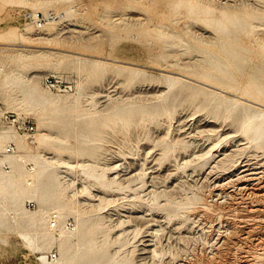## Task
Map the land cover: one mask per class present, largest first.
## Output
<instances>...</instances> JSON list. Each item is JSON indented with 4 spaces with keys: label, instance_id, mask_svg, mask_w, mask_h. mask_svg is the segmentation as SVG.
Instances as JSON below:
<instances>
[{
    "label": "bare ground",
    "instance_id": "1",
    "mask_svg": "<svg viewBox=\"0 0 264 264\" xmlns=\"http://www.w3.org/2000/svg\"><path fill=\"white\" fill-rule=\"evenodd\" d=\"M68 1L71 0H9L8 3L17 5L21 9L29 8V10H32L31 13L41 11H45L43 13H48L51 11L55 12L54 10L59 12L58 9L66 5ZM72 1H75L72 7H67L68 9L66 8L63 10L64 12L58 13L61 15L59 22L47 24L40 30L35 28L31 22L27 21H24L23 29L15 25H10L4 30H0V42H4L0 43V46L8 47V49L0 48V53L4 55V57L0 58V88L5 89L4 91L2 90V92L5 93V98L3 97L6 101L5 103L10 111H19L18 113L24 111L26 114L29 113L31 117L34 115V118L38 119L39 127L36 136L32 139L24 138V136L11 128L2 130L3 125L0 131V152L4 151L9 144H14L16 146V152L14 154L0 159V165L6 163L10 167L8 172L3 170L0 171V231H4L3 233L8 234V237L6 239L2 238V241L11 243L12 237L19 235L27 246L42 255L40 258H37L40 260V264H136V262L133 261V256L137 251L136 248H138L136 244L141 240L140 234L142 228L141 226L134 225V229L131 231L133 235L132 239L134 240L133 243H135L132 247L133 250L125 249L123 251L122 248H120L119 250L116 249L115 251H111L110 245L115 241L113 238L109 240L108 237H106L112 229L106 226V220L110 217L105 215L107 213L110 215V206H113L117 202L120 203L119 200L121 199H126L125 204L131 209L137 206L139 207L144 203L147 205L145 204L142 206H146V208L148 206L152 208V205L158 204L164 208L166 213L180 217L190 214L189 212L194 211L193 209L200 204L205 211L203 213L199 211L201 216L198 215L202 221L206 220L205 225L208 226L206 227L208 228V232L213 234L214 232L216 233V237L212 239L214 242L211 241L212 244L208 247H200V244L198 246L196 244L197 240H195L196 238L198 239V237L190 236L189 238L191 239L182 238L187 247L176 249L178 252H172L174 248L171 246L163 248L162 250H158L161 247H156L153 249V254L159 258V263L161 264V260L166 257L168 253H171L173 257L176 258L180 251L186 252V257H182L183 259L181 262L179 261V264H221L224 261L225 253L235 250L234 246L236 247L237 244H233L232 240L243 230L240 226L243 222V218H239L240 215L238 216V214H240L238 211L240 208H242V210L240 209L241 211H248L252 213V215L254 214L255 217L251 216L250 219H257V222L255 221L256 226L259 225V228H264V218H262L264 209L258 208L264 203V184L262 185L263 187L257 189L256 186L249 188V186L236 187L235 185L237 189L235 188V191L233 190V192L231 191V193L226 194L227 192H224L226 189L224 190L222 188H219L220 190L222 189L221 193H215L213 188L215 187L214 189H217V186L220 185L216 183V186L214 184L211 192L207 195L201 191V193H198L196 190L192 189L197 193L188 196L185 201H181V199H179V201L172 196L171 192H169L170 189L168 190L167 187L166 189L162 188V191H158L159 188L155 185L154 175L150 176V174L153 173V168L152 172L148 173V169H146L148 166L145 168V163L141 164V168L137 167L135 172L129 171L133 165L131 163L129 165L105 163L103 168L98 169V164H96L95 161L99 158L97 157V155H100V153H97L101 148L99 142L103 137V132L100 130L101 128L99 129L100 126H98V124L101 122L99 125H105L102 124L104 123L102 119H99L100 122L98 124H94V122L97 121L96 118L98 117L96 114L99 111L96 108L98 104L96 96H98V93L89 96V104L91 106L89 107V111L86 112L88 110L86 109L87 106L84 107L81 101L84 98H82L83 92H81L80 83L77 85L75 94H69V96L66 97L55 96L50 93V91L41 87L40 79L43 77L41 75L43 72L41 74L36 73L32 76H26V74L22 73L24 71L21 72L16 68L29 71L32 67L35 69L36 67H39V69L41 67H46L58 72L64 69H70L77 73L86 72L91 74L95 79L98 78L100 83L102 80L105 81L104 79L109 75H113L117 78L124 76L126 81L134 83L137 81L154 79L155 77L151 74L149 75L146 71L149 67L139 65L138 62V64L130 62L128 58H125L126 61H124V59L121 60L119 56L113 53L114 47L116 49V46H119L123 42L137 44L148 52V57L150 59L149 64L152 65L154 69L161 71V77L167 84L168 90L170 92L174 91V93L171 96H159V94L155 97V95L154 97L157 101L155 103L148 102L149 104L143 106V110L145 109V111L141 114L138 112L140 115H137L138 113L136 111L134 112L133 108V110H130L127 109L126 106L115 107V111H112L115 112L117 119L112 116L113 119L118 120L117 123H121L122 128L125 130H129L133 126L136 128L140 126V124L149 122L147 121L149 119L145 118V114L148 115L151 120L166 116L168 118L167 121L170 123V121L175 120L177 114H179L177 107L179 108V106H182V102H180L181 104L179 105V97L182 98L181 94L186 89H189L191 90V97H193V99L202 96L200 105L203 110L211 111L214 117L223 116L225 120L233 118L234 121L239 124V128L235 132V135L223 133L221 129L204 131L206 134L203 137L207 138V142L209 143L208 149L205 151L200 150L198 153L192 151L191 156L190 154L188 156H194L193 159L189 157V159L184 160L183 163L178 164L176 170L179 168L186 170L188 167L193 166L195 172L198 169L203 170L207 167L211 174L218 170H225V172L231 171L235 167H238L239 160L247 155V153H249L247 151L249 149L251 150L252 147L264 153V0H254L256 3L258 2L261 4V8H259V6L258 8L257 6L256 8L252 7L253 5L249 0H246L247 3L239 2L242 6L232 5V7L214 6L212 5V1L214 0ZM229 1L231 2V0ZM237 1L238 0H236L235 4L238 3ZM250 1L253 2V0ZM120 7H138L145 13L140 17H136L135 15V17H132V15L131 18L130 16L127 18L128 16L124 13L128 14V12H118ZM115 8H118V10L115 11ZM71 14H80L83 17H85L84 15H90L94 18H98L100 15L104 14V16L99 19H102L106 26V37L104 39H99L102 37H96L97 41L94 42L96 44H87V41H89L91 37H89V39L85 36V38H82L80 34H85L87 31L84 33V31L81 32L80 30L79 32L81 33L79 37L83 40L87 39L85 45L88 46L89 50L80 48L79 51H68L60 49V46H50L52 45L51 42L57 39V37L52 36L53 34L48 35L49 33L45 32L48 30L50 31L58 25L62 28L61 30H64L67 26L65 23L68 22L67 19ZM2 18L4 17L2 16ZM83 20H76L74 24L71 22L69 23H71L70 26H75L77 28L83 24ZM85 21L84 23L87 24L88 22ZM195 24L205 26V30L201 27V29H195ZM82 27H84V24ZM85 27L86 29L87 27L89 28V26ZM54 29L56 30V28ZM60 31H58L57 34H59ZM70 31L73 33L77 30L70 29ZM207 32L210 33L209 35L212 33L215 38L211 39V37H207ZM44 34L45 36H43ZM75 34L73 33V35ZM74 39L78 38L74 37ZM79 42L76 45H78ZM34 43L40 45L35 46L33 45ZM83 43L81 44L84 45ZM104 47L107 48L104 49ZM181 47H185L184 49L182 48L185 52H190V50H192L191 48H195L199 53H203L205 50L208 51V49L213 51L211 52L209 50L211 54L206 53V51L204 53L205 58L202 60L190 57L194 61L185 62L180 57L183 56L179 50ZM190 53H192V51ZM213 56H215L214 61L211 59ZM178 60L181 63H179ZM5 65H8L9 69L7 71L4 70L6 67ZM154 69L151 70L154 71ZM29 72L27 74H29ZM74 74L76 75V73ZM89 76L90 75L87 77ZM98 80H96V82ZM15 89L22 93V98L19 96L20 98L18 99L17 97L15 98L9 95L10 92ZM16 90L15 92H17ZM185 93L187 92L185 91ZM224 93H228V95L231 96H226ZM151 98L153 99V97ZM192 102H194V100ZM194 103H198V101ZM108 106L109 104L107 107ZM135 106L136 105L133 107ZM137 111L141 110L138 109ZM110 118L111 117H109V119ZM113 119H111V122ZM50 120L70 123L61 124L66 131V135L65 133L61 135L63 133L62 130L61 134L59 132L48 133L46 129L50 128L51 124H48ZM105 123L111 126L109 122ZM3 124L5 125V123ZM145 130L147 129L145 128ZM123 131L124 130H122V132ZM171 131L172 125L169 126L167 138L159 143V140L154 142L156 146H163L161 160L166 159L168 154L175 150L188 151L191 147H194V143L186 142L181 139L168 140ZM191 135L192 133L190 136ZM243 135L247 143L240 144H249L248 147L243 146L244 148H240L237 146L235 149H231L230 152L227 151V148L224 149L225 147H221L223 144L228 143L230 139H235L236 137L240 138ZM137 140H139V138H137ZM152 140L153 137L151 138V141ZM72 141L79 144V147L74 149L69 148L68 146ZM223 149L224 151H222ZM48 151L51 152V155L54 154V156H48L50 155H47ZM89 151V155L92 160H94L92 161L93 163L88 160L82 161L80 159ZM217 151H220V153L222 151L223 153L218 155L216 154ZM136 152V154L133 153V156H139V151ZM150 152L148 151L147 154L149 155ZM67 153L71 155L70 159H73V161L65 158V154ZM120 154L122 155V153ZM246 157L247 156L244 158ZM29 163L34 164L31 173L27 169ZM249 165L245 163L244 166H248L249 168ZM74 168H80L82 170L81 174L85 177V179L83 178L85 180L83 188L77 187L76 181L70 176ZM249 169L246 168V170L244 169L241 172L246 173ZM240 173H238V180L243 179V181L247 182L248 180L250 181V179L252 180L250 176L254 174V172L244 175ZM91 181L98 185L99 190L103 191L105 196L98 195L99 192L97 194L93 192V188H97V186L91 183ZM230 182L228 183L229 186ZM221 187H224V185ZM116 193L123 196L110 195ZM81 195L88 197V200H81ZM224 196L225 200L222 201ZM160 198H165L163 204ZM33 200L37 201L39 205L36 211L28 209L25 205L26 202ZM249 204L250 206H248ZM190 209L192 210L188 211ZM236 212H238V214ZM53 215L58 217L59 223L58 228L54 230L50 228ZM70 217H73L77 223L73 229L67 227ZM123 221L124 220H122L121 223H123ZM242 227L244 228V226ZM204 229L205 228L200 227V230ZM257 229L258 228L255 230ZM255 230L253 229V231ZM161 231L160 228L158 229L148 225L146 229L147 237L157 245L156 243ZM122 232V234H124L128 231L123 230ZM102 234L104 235V239L100 241L98 235ZM122 234H116L115 240L117 239L121 242L120 237H122ZM190 240L195 241V244L193 242V245L189 244V242H191ZM259 243L263 244L262 241ZM55 246L58 248L59 258L55 261H50L47 259V253H50V250ZM158 246H160L159 243ZM237 247L240 248V246ZM238 248H236V250ZM207 249H210L209 251L212 253L210 255L212 256L207 254ZM140 250L152 251L146 247L138 251ZM262 254L263 253H261V255ZM174 258H172L173 262ZM238 259L235 258L234 262H237V264L244 263L243 261L240 262ZM176 260L178 259L176 258Z\"/></svg>",
    "mask_w": 264,
    "mask_h": 264
},
{
    "label": "rangeland",
    "instance_id": "2",
    "mask_svg": "<svg viewBox=\"0 0 264 264\" xmlns=\"http://www.w3.org/2000/svg\"><path fill=\"white\" fill-rule=\"evenodd\" d=\"M8 1L9 0H0V4H2V5H0V8H2V9H0V21H1L0 22V30H4L10 25H15V26L21 27L23 29L24 21H23V17L22 16L26 12H29V11L32 12V10L31 9L29 10V8L21 9L17 5H11L10 3H8ZM232 1H234V0H231V2L229 0H214V1H212V5L217 6V7H224V6L232 7V5L233 6L234 5L242 6L241 3H247L246 0H238L237 1L238 3H236V4H235L236 0L234 2H232ZM255 1L253 0V2H252V1L249 0V2L253 5L252 7L256 8V6H257V8H258V6H259V8H261L260 7L261 4L258 3V2L256 3ZM239 2H241V3L239 4ZM253 3L255 4V6H254ZM74 4H75V1H72V0L68 1L66 5H64V6H62V8L60 7L58 9L59 12H57L56 10H54V11L57 12V13H60V12L62 13V12H64L63 10H65L67 7L68 8L72 7ZM258 4H260V5H258ZM220 5H222V6H220ZM12 7L15 8V9H13ZM125 9H126V11H125ZM135 9H136L137 12L135 11ZM114 10L117 11L118 8H115ZM140 10L141 9H139L138 7H129V8H121L120 7L118 12H123V11L124 12H128L129 15L127 13H124V14L128 16L127 18H129V16L131 18L132 15H133L132 17H135V16L136 17L137 16L140 17V16L143 15V13H145V12H143V10H141L142 12ZM41 12L43 13L45 11H41ZM78 15H80V14H78ZM78 15L71 14L68 17V19H67L68 22L65 23V25H67V26L64 28V30H61L62 28L60 27V25H58V26L54 27V28H56V30L54 28H52L50 31L48 30V31L45 32V33H49L48 35L53 34L52 36H54V37L56 36L57 37V39H55L54 41L51 42L52 45H50V46H52V47H59L60 46L59 47L60 49L68 50V51H79L80 48H82L84 50H86V49L89 50L88 46L85 45L87 42H88L87 44H89V43L90 44L91 43L96 44L94 42L97 41L98 37H102V38H99V39H104L106 37L105 36L106 35L105 34L106 33L105 32L106 26L104 25L102 19H99V18H102V16H104V14L100 15V17H98V18H96V17L94 18L93 16H90V15H84L85 17H83L82 15H80L81 16L80 17ZM2 16L4 18H2ZM77 17H78V19H77ZM79 19L81 21L84 19L83 20L84 27L85 26H89V28L87 27V29H86V27L85 28L82 27L83 24L78 26L77 28L75 26H70L71 23L74 24L76 22V20H79ZM85 20L88 22L87 24L84 23ZM69 22H71V23H69ZM195 26H196L195 29H201L202 28V29L205 30V28H204L205 26H201L199 24H195ZM197 26H198V28H197ZM70 29L71 30L72 29L77 30L78 32L77 31L73 32L74 34L76 33L75 35H77V36L73 35V33H72V31H70ZM80 30H81V32L84 31V33L86 31L87 32L85 34H83V33L79 32ZM55 31H56V33H55ZM58 31H60L59 34H57ZM94 31H95L96 34L94 33ZM207 33H206L207 37H211V39L215 38V36L212 33H211V35H209L210 34L209 32H207ZM79 34H80V36L82 38L86 37L87 39H89V37H91V39H89V41H87V39L86 40L85 39L83 40L82 38L80 39ZM48 35H46V36H48ZM70 35H72L73 38ZM43 36H45V34ZM74 37L78 38L79 40L78 39H74ZM93 37H95V38H93ZM92 38H93V40H92ZM77 41L78 42L80 41L78 45H76L78 43ZM0 43H4V42H0ZM81 43H83L84 45H82ZM33 45L39 46L40 44L34 43ZM82 46H84V47H82ZM0 48L1 49H5V48L8 49L7 46H0ZM72 48H73V50H72ZM106 48L107 47H104V49H106ZM182 48L184 49L185 47L179 48L181 54L183 55V56H180V57L185 62L194 61V60H192L193 57L195 59L202 60V59L205 58L204 57V53L207 51V50H205V52L203 51V53H199L198 51L195 50V48H191L192 50H190V52L192 51V53H190L189 51L185 52V50H183ZM209 50L211 51V49H208V51ZM208 51L206 53L211 54V52L213 50L211 52L210 51L208 52ZM113 53L115 55L119 56L121 58V60L124 59V61H126L125 58H128L129 59L128 61H130V62H133V63H136V64L139 63V65H142V66L145 65L146 67H149V69L147 68L146 71L148 72L149 75L151 74L155 78L154 79H148L146 81H140V82L137 81V82L134 83V82L126 81L124 76L117 78V77H114L113 75H109L107 78L104 79L105 81L102 80L101 83H100L98 78L95 79V77L92 76L91 74H88L86 72H84V73H86L87 75L84 74L83 72H82L83 74L82 73H77L75 71H71L70 69L69 70L68 69L60 70L59 72L58 71H53V70H51L49 68H46V67H44V68L41 67L40 69H39V67H36V69L34 67H32V68L29 69V71H33V72H29L28 70L26 71L25 69H22V68H16V69H18L21 72L24 71L22 73L26 74V76H30V75L32 76L33 74H36V73L37 74H41L43 72L41 74L43 77H41V79H40L41 80V84L40 85H41V87L43 89H46L45 86L43 85V79L47 75H50V74H62V75H65V76H68V77L72 78L73 82H74V85L76 87L75 88L76 91H77L78 83L81 84L80 85L81 86V92H83L82 93V95H83L82 98H84V99L81 98L82 99L81 101L83 102V106L84 107L87 106L86 109H88V110L86 112L89 111V107L91 106L89 104V101H90L89 100L90 99L89 96H92L94 93H98V96H96V99H97L96 101L98 102V104H97L98 107L96 106V108L99 111L96 114L98 118H96L97 121H95L94 124H98L100 122L99 119H102V121H104V123H102V124H105L103 126L99 125V124H101V122L98 124V126H100L99 129L101 128L100 130L104 133V134L102 133L103 137H102V140L99 142V146L101 148H100L99 152L97 153V154L100 153L101 156L97 155V157H99V158H97V161H95L96 164H98V169L103 168L105 163H109V164L110 163L111 164L114 163V164H122V165H129L131 163L133 165H132V167L130 168L129 171L135 172L137 167L141 168L142 167L141 164L145 163V165H146L145 168L148 166L146 168V169H148L147 170L148 173L152 172V168H153V173H151L150 176L154 175V178H155L154 182H155V185L159 188L158 191H162L163 189H166V187H167L168 190L170 189L169 192H171L172 196L177 198L178 200L181 199V201L182 200L185 201V199L188 196H192L193 194H195L197 192L198 193L202 192L205 195L209 194L211 192V189L214 187L213 185L215 184V186H216V183H217V185L220 184L219 185L220 187L219 186H217L218 188L216 187L218 190L214 189L215 187L213 188L215 193H219V192L221 193L222 189H224V190L226 189L224 191V192H227L226 194L231 193V191L233 192V190L235 191L237 189L236 188L237 186H249V188H252L253 186H256V189L259 188V187H263L262 185L264 184L263 183L264 182V180H263L264 179V153L261 152V150L255 149L254 147H252L251 150L249 149L247 151L249 153H247V155H245V156H247L246 158H244L245 156L242 158L243 161H242V159L239 160V163L237 165L238 167H235L233 169L234 171L231 170V171H226L225 172V170H222L223 171L222 172L221 170H218V171H216L214 173L212 172V174H211V173H209L208 167L203 169V170H199L198 169L195 172L194 169H193V166L188 167L186 170H183V169H180V168L178 170H176L178 168V164L183 163V161L186 160V159H189V157L192 154V151L193 152L196 151V153H198L200 150L201 151L202 150L205 151V150L208 149V146H209L208 144L209 143L207 142V138L203 137L206 134L204 131H208V130L213 131V130H220L221 129L223 133H230L232 135H235V132L239 128V124H237L234 121L233 118H229V119L225 120L223 116L214 117L213 113L211 111L203 110L202 106L200 105V101H201L202 96H199V97L193 99V97H191V94H192L191 90H189V89L185 90L187 93H185V91H184L181 94L182 98L179 97V105L181 104L180 102H182L181 105L183 107L179 106L180 109L177 107V110H178L179 114H177V117H176L175 120L170 121V123H169L167 121L168 118L166 116H161L160 118L152 119L153 120L152 121L148 117V115L145 114V116H146L145 118L149 119V120H147L149 122H145L147 124H145V123L140 124V126H138L136 128H135V126H133L129 130L123 129L122 128V124L121 123H119V124L117 123L118 120H116L117 118L115 116V112H113V111H115L114 110L115 107L126 106L127 109H130V110L134 109L133 110L134 112L136 111L137 113L139 112L141 114L142 112L145 111V109L143 110V106H145V105H147L149 103H155L157 101V99H155V97H157L159 94H160L159 96H161V95L171 96L174 93V91L170 92L168 90L167 84L165 83V81L161 77V74H162L161 71H158V70L154 69L152 67V65L149 64L150 59L148 57V52L144 48H141L140 46H138L137 44H134V43L123 42L119 46H116V49L114 47ZM183 53H186V54H183ZM191 54H193V55H191ZM196 55H198V56H196ZM0 56H1L0 58L4 57V55L2 53H0ZM190 57H192V58H190ZM211 59H212V61H214L215 60V56H213ZM131 60H133V61H131ZM179 63H181V62L179 61ZM5 66L6 67L4 68V70L7 71L9 69L8 65H5ZM151 69H154V71L151 70ZM28 72H29V74H27ZM74 73H76V75ZM88 75H90V76L87 77ZM79 77H81V78H79ZM96 80H98V81L96 82ZM2 90L4 91L5 89H1L0 90V131H1L2 125H3L2 130L3 129H7V128H11L14 131H16L15 128H12L8 124H5V125L3 124L4 123L3 120H2L3 119V114L5 112H9V113L17 114V115H19L22 118H28V119L32 120L35 123V127L37 128V132H38V128H39L38 127V119L34 118L35 117L34 115H32V117H33L32 118L31 115H29V113L26 114V112H24V111H21L22 113H18L19 111H14V110L10 111V109H8V107H7L6 103H5L6 102L4 100V98H5L4 94L5 93L2 92ZM15 90H12V91L10 90L11 92H10V94L9 93L8 94L11 97H13V96L15 98L17 97L18 99L20 97L22 98L23 97L22 93L16 90L18 92L17 93V92H15ZM46 90L49 91L48 89H46ZM76 91H74V93H71V94H75ZM12 92H14V93H12ZM50 93H52L55 96H62V97L69 96V94H65V93H60V94L59 93H54V92H50ZM188 93H190V94H188ZM183 94L184 95L186 94V95L184 96ZM148 95L153 97V99L151 97H149ZM224 95L231 96V95H228V93L227 94L224 93ZM186 97L189 98V99H187ZM193 100H194V102L198 101V103L192 102ZM187 101H189V102H187ZM190 102H191L192 106H191ZM143 103H146V104H143ZM108 104H109V106H108L109 108H111V106H112L111 109H109L107 107ZM134 105H136V106L133 107ZM138 106H139V108H138ZM138 109H140L141 111H137ZM102 112H105V113H102ZM108 113H110V114H108ZM139 113L137 115H140ZM112 116H114L116 119H113ZM109 117H111V118L109 119ZM181 117H182V119H181ZM178 118H179V120H178ZM111 119H113L112 122H111ZM108 120H110V121H108ZM150 120L152 121V124H151ZM184 120H185V122H184ZM105 122H109V124L111 126H109L108 123H105ZM48 124H51L50 128L46 129L48 131V133L59 132L61 134L62 131H63V133L61 135H63L64 133L66 135V131L63 129V126L61 124H70V123L62 122V121L50 120ZM171 125H172V131H171L170 136H168V140L171 141V140H174V139H181V140H184L186 142L194 143V147H191L188 151L175 150V151L169 153L168 157L166 159H162L161 160L160 158H161V153H162V147L163 146L162 145L156 146V144L154 142L155 141L157 142L159 140L158 141V143H159L163 139L167 138V133H168V130H169V126H171ZM145 126H148V127H145ZM145 128L147 130H145ZM112 129L115 130V131H113ZM118 129L120 130L121 133L119 132ZM122 130H124L126 132H124V131L122 132ZM202 130H203V132H202ZM190 132L192 133L191 136H190V134H191ZM145 136H146V139H145ZM151 136L153 137V140H152L153 142L151 141V138H152ZM192 136H194V137H192ZM143 137H144V139H143ZM184 137H186V138H184ZM242 137H243V139H242ZM137 138H139V140H137ZM155 138H158V139H155ZM141 139H143V140H141ZM230 140H229L228 143H225V144H223L221 146V147H225L224 149L227 148L228 152H230V150L233 149V148L235 149L237 146H239L240 148H244V147H248L249 146V144L242 145V144H244L246 142L244 135L241 136L240 138L236 137L235 139L232 138ZM136 143H137V145H136ZM195 143H196V145L197 144L198 145L196 146ZM240 143H242V144H240ZM68 147L72 148V149L78 148L79 144H77L76 142L72 141V142H70ZM224 149L222 151H224ZM128 150L129 151L131 150V151L129 152ZM135 150L139 151V156L138 155L137 156L136 155L133 156L134 155L133 153H135V154L137 153ZM160 150H161V152H160ZM118 151H119V153H118ZM148 151L149 152L151 151L149 153V155L147 154ZM222 151H221V153H220V151L219 152L217 151L216 154L220 155V154L223 153ZM1 153H3V151L0 152V159H3L4 157L1 156ZM50 153L51 152L48 151L47 155L50 154ZM117 153H118V155H117ZM120 153H122V155ZM89 154H90V151L88 153H86L85 155H83L80 159L82 161H84V160L85 161L88 160L90 162L94 161V160H92V158H91V156ZM189 154H190V156H188ZM52 155L54 156V154H52ZM52 155L50 154L48 156H52ZM129 155H131V156H129ZM145 156H146V159H145ZM193 157L194 156L190 157V159H193ZM65 158L69 159L70 161H73V159H70L71 155L69 153L65 154ZM245 163H246V165H249V163H250L249 168L251 170L248 168V166H244ZM30 164L34 167V164L29 163L28 165H30ZM243 168L245 170H246V168L249 169L246 172L247 174L250 173V172L251 173L254 172V174H253L254 176L252 175L254 177V179H253L252 176H250L252 178V180L250 179V181L248 180V182L247 181H243V179H240L243 182L238 180V178H237L238 177V173L243 171L244 170ZM27 169H28V167H27ZM77 169L78 168H74L71 171L70 176H71V178H73L76 181V184L78 185L77 187L83 188L85 177L83 176V174H81L82 170L80 168L78 170ZM0 171H1V169H0ZM246 173H242L241 175H244ZM76 176H77V178H76ZM81 178H82V180H81ZM156 180H157V182H156ZM231 180H233L235 183L233 181H231ZM237 180H238V184H237ZM229 182H230V186L228 184ZM91 183L95 184L93 181H91ZM95 185L97 186V188L94 187L93 188V192L95 194H97L99 192L98 195L105 196L104 192L99 190L98 185L97 184H95ZM223 185H224V187H221ZM235 185H236V187H235ZM219 188H222V189L220 190ZM192 189L196 190L197 192L192 190ZM110 195H112V196H114V195L120 196L121 194L116 193V194H110ZM118 196H115V197H118ZM121 196H123V195H121ZM111 198H114V197H111ZM80 199L81 200H88V197H86L84 195H81ZM125 200L126 199H123V200L121 199V200H119L120 203L117 202L113 206H110L111 207L110 211H109L110 215L108 213L105 214V215H108L110 217L109 219L106 220V226L107 227L109 226V228L112 229L110 231V233L107 234L108 236H106V237H108L109 240L113 238L114 241H115L114 243L112 242V244L110 245V250L111 251H115L116 249L119 250L120 248H122L123 251L125 249L133 250L132 247H133V245L135 243H133L134 240L132 239L133 235H132L131 231L134 229V225L141 226V228H142L141 234H140V237H141L140 239L141 240L139 242L136 241L137 242L136 245L138 246V248H136L137 251L135 252V254L133 256V261H135L136 264H161V263H159L160 262L159 258H157L153 254V249L154 248H156V247L160 248L161 247L160 249H158V248L157 249L158 250H162L163 248L171 246L172 248H174L172 250V252H178V250H176V249H183V248L187 247L186 243L184 244L183 239H187L190 236L191 237H198V239L196 238L195 240H197L196 244L198 246L200 244V247H204V246L208 247V246H210V244H212L211 241L214 242V240H212V239H213V237L214 238L216 237L215 236L216 233L214 232V234H213V233L208 232V228H206L208 226L205 225L206 224V222H205L206 220L202 221V219H200L201 215L199 213L200 212L203 213L205 211V209L200 204L197 205L195 209H193L194 211H191L192 209L188 210V211H191V212H189L190 214H187L188 216L186 215V216L177 217V216H174L172 214L166 213L164 208L162 206L158 205V204L152 205V208H150L149 206L146 208V206L145 207L142 206V205L146 204V203H144V204H142L139 207L137 206V207L131 209V208H129V206H127L125 204ZM164 200H165V198H160V201H161L162 204L164 203ZM224 200H225V196H224V199L222 198V201H224ZM33 201L35 203V208H31V209L28 208L27 207V203L28 202H26L25 205H26V207L28 209H30L32 211H36V210H38L39 205H38L37 201H35V200H33ZM121 202H122V204H121ZM117 204H119V205H117ZM116 205H117V207H116ZM235 206H237V205H235ZM248 206H250V204ZM126 207H128V208H126ZM258 208L264 209V203H263V205H261V207H258ZM197 209H198V211H197ZM240 209L242 210V208H240ZM240 209L238 210L240 214H238V212H236V213L238 214V216L240 215L239 218H243L242 219L243 222L240 224L241 229H243V230H241L243 233L240 231L238 236H236L233 239L234 241L232 240L233 244L236 243L237 246H240V248H238L237 246L236 247L234 246L235 250L227 251L225 253V255H224V261L221 264H237V262H234L235 258H237V259L239 258L238 260L240 262L243 261L244 262L243 264H245V263L246 264H264V246H263L264 245V241H263L264 240V228H261V227L259 228V225L256 226L255 223L257 222L256 221L257 219H255V220H254V218L250 219L251 216L255 217L254 214L252 215V213H249L248 211L247 212L246 211H241ZM147 210H149L150 213ZM195 211H197V212H195ZM240 211L243 212V213H241ZM245 214H246V217H245ZM195 215H198L199 217L195 216ZM248 215H249V217H248ZM238 216H236V217H238ZM259 216H261V215H259ZM262 218H264V214L262 215ZM122 220H124L123 223H121ZM249 220H251V221H249ZM127 221H129V222H127ZM246 221H247V223H246ZM155 222H157V223H155ZM68 223H73V227L72 228H75V226L77 224L76 220L73 217L69 218ZM148 225H150L151 227L158 228V229L160 228L162 230L160 232V234H159V237H158V240H157V243H156L157 245H155L154 242H152L150 240V238L147 237L146 229H147ZM225 225H226V222H225ZM242 226H244V228ZM200 227L201 228H205V229L204 230H200ZM256 228H258V229L255 230ZM253 229L255 231H253ZM123 230H127L128 232L122 234ZM251 231H253V232H251ZM3 232L4 231H0V264H40V260L37 259V258H40L42 255L39 252H38L39 253L38 254L37 251H33L29 246H27L26 243L23 241V239L19 235L13 236L11 243L10 242L9 243L3 242L2 238L6 239L8 237V234L3 233ZM244 233H246V234H244ZM116 234H122V237H120L121 242L119 240H117V239L115 240ZM98 236L100 238V241L104 239V235L103 234L102 235H98ZM189 239H191V238H189ZM260 241H262L263 244H260L259 243ZM192 242L195 244V241H191V242H189V244L193 245ZM158 243H159L160 246H158ZM203 243H205V244H203ZM233 244H232V246H233ZM147 245H151L152 247L151 246H147ZM145 247L148 248V249H151L152 251H142V250L138 251L139 249H143ZM243 247H245V248H243ZM236 248H238V249L236 250ZM209 250L210 249H207V252H208L207 254L209 256H212V255H210L212 253ZM50 251H51L50 253H54V252L57 253L58 254V258H59V252H58V248L56 246L53 247ZM241 252H243V253H241ZM50 253H47V256ZM247 253H248V255H247ZM261 253H263V254L261 255ZM180 256H181V258H180ZM184 256L186 257V252L180 251L177 254V256H176V258L178 260H176V258H174L171 253H168V255H166V257H164L162 259L164 261L161 260V262H162V264H168V262H169V264L171 262H172L171 264H176V263L179 264L181 262V260L183 259L182 257H184ZM172 258H174V262H173Z\"/></svg>",
    "mask_w": 264,
    "mask_h": 264
},
{
    "label": "built area",
    "instance_id": "3",
    "mask_svg": "<svg viewBox=\"0 0 264 264\" xmlns=\"http://www.w3.org/2000/svg\"><path fill=\"white\" fill-rule=\"evenodd\" d=\"M22 17H23V21L31 22L33 26L39 30L42 29L45 25L59 22L61 19V15L53 11L48 13L26 12L23 14ZM43 85L50 92L59 93V94L74 93L76 88L73 79L62 74L47 75L43 79ZM3 122L11 126L12 128H15L16 131L22 134V136H24L25 138L32 139L37 134V128L35 127V123L32 120L28 118H22L17 114L5 112L3 114ZM15 152H16V146L14 144H9L6 146L3 153H1V156L5 158L6 156L14 154ZM0 169L8 172L10 170V167L6 163H3L2 165H0ZM28 171L30 173L33 171L32 165H28ZM27 207L30 209L35 208L34 201H28ZM67 227L72 228L73 223H67ZM50 228L53 230L58 228V217L56 215H53L51 218ZM47 259H49L50 261H55L58 259V254L55 252L50 253L47 256Z\"/></svg>",
    "mask_w": 264,
    "mask_h": 264
}]
</instances>
